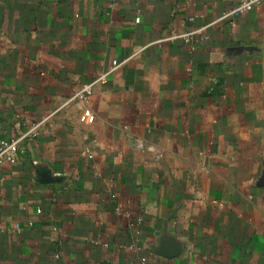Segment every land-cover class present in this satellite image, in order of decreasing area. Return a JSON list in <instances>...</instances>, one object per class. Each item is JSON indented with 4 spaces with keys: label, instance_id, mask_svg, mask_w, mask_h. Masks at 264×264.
I'll return each instance as SVG.
<instances>
[{
    "label": "crops",
    "instance_id": "obj_1",
    "mask_svg": "<svg viewBox=\"0 0 264 264\" xmlns=\"http://www.w3.org/2000/svg\"><path fill=\"white\" fill-rule=\"evenodd\" d=\"M240 2L0 0V141L46 119L0 167V264H264V4Z\"/></svg>",
    "mask_w": 264,
    "mask_h": 264
},
{
    "label": "built area",
    "instance_id": "obj_2",
    "mask_svg": "<svg viewBox=\"0 0 264 264\" xmlns=\"http://www.w3.org/2000/svg\"><path fill=\"white\" fill-rule=\"evenodd\" d=\"M261 4H264V0H241L240 4L237 5L233 10L225 14L224 18L230 17L232 15H239L248 11H251L256 6H259ZM190 34H183L180 35V37H186L188 38ZM123 62L114 61L113 65L109 70L99 74L96 78H94L91 82L84 84L71 98V100H77L81 102H89L94 93L95 88L98 84L102 83L106 80V78L116 71ZM46 121V119L41 120L40 122H37L33 124V126L24 134L21 136L12 138L10 140H1L0 141V167L3 165L4 161L9 159L11 161H14L21 148V144L23 140L28 137L37 134L38 129L41 127V125Z\"/></svg>",
    "mask_w": 264,
    "mask_h": 264
}]
</instances>
